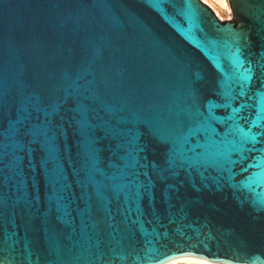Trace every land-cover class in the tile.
<instances>
[{
    "label": "water",
    "instance_id": "obj_1",
    "mask_svg": "<svg viewBox=\"0 0 264 264\" xmlns=\"http://www.w3.org/2000/svg\"><path fill=\"white\" fill-rule=\"evenodd\" d=\"M0 0V264H264V0Z\"/></svg>",
    "mask_w": 264,
    "mask_h": 264
},
{
    "label": "bare ground",
    "instance_id": "obj_2",
    "mask_svg": "<svg viewBox=\"0 0 264 264\" xmlns=\"http://www.w3.org/2000/svg\"><path fill=\"white\" fill-rule=\"evenodd\" d=\"M204 1L207 4L211 5L218 13L219 12L222 13L221 10H225V9L228 10L225 0H204ZM223 12H225V11H223ZM169 262H171L172 264L182 263V262L183 263H193V264H214V263H209V262H206V261H203V260H200L197 258H193V257H178V258H174V259L169 260ZM171 263H169V264H171Z\"/></svg>",
    "mask_w": 264,
    "mask_h": 264
},
{
    "label": "rangeland",
    "instance_id": "obj_3",
    "mask_svg": "<svg viewBox=\"0 0 264 264\" xmlns=\"http://www.w3.org/2000/svg\"><path fill=\"white\" fill-rule=\"evenodd\" d=\"M221 11H222V13H220V12L219 13L221 14L222 17H228V14H229L228 10L225 9V10H221ZM223 11H225V12H223ZM169 263H171V262L168 261V262H166L164 264H169ZM176 264H193V263H183L182 262V263H176Z\"/></svg>",
    "mask_w": 264,
    "mask_h": 264
}]
</instances>
